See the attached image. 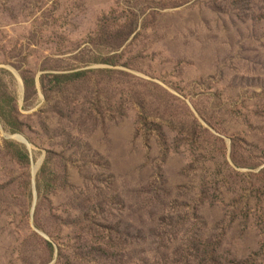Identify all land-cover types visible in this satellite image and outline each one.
<instances>
[{
  "label": "rangeland",
  "instance_id": "rangeland-1",
  "mask_svg": "<svg viewBox=\"0 0 264 264\" xmlns=\"http://www.w3.org/2000/svg\"><path fill=\"white\" fill-rule=\"evenodd\" d=\"M0 264H264V0H0Z\"/></svg>",
  "mask_w": 264,
  "mask_h": 264
}]
</instances>
